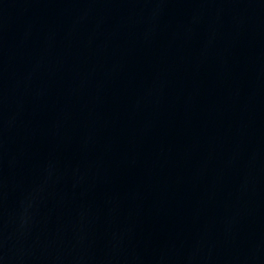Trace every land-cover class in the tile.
I'll return each instance as SVG.
<instances>
[{
  "label": "water",
  "instance_id": "1",
  "mask_svg": "<svg viewBox=\"0 0 264 264\" xmlns=\"http://www.w3.org/2000/svg\"><path fill=\"white\" fill-rule=\"evenodd\" d=\"M264 125V0H0V143Z\"/></svg>",
  "mask_w": 264,
  "mask_h": 264
}]
</instances>
